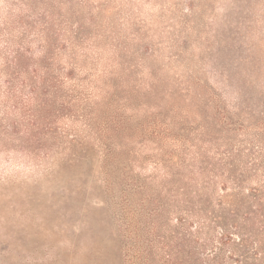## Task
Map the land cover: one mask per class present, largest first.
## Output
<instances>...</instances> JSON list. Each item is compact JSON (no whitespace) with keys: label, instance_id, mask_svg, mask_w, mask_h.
I'll return each instance as SVG.
<instances>
[{"label":"rangeland","instance_id":"374dc122","mask_svg":"<svg viewBox=\"0 0 264 264\" xmlns=\"http://www.w3.org/2000/svg\"><path fill=\"white\" fill-rule=\"evenodd\" d=\"M0 264H264V0H0Z\"/></svg>","mask_w":264,"mask_h":264}]
</instances>
